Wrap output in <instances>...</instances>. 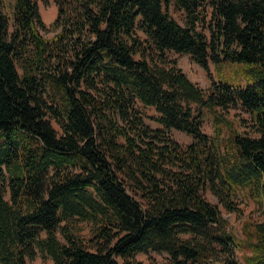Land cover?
<instances>
[{
	"label": "trees",
	"instance_id": "1",
	"mask_svg": "<svg viewBox=\"0 0 264 264\" xmlns=\"http://www.w3.org/2000/svg\"><path fill=\"white\" fill-rule=\"evenodd\" d=\"M53 2L46 38L37 0L10 15L0 0V264H144L134 256L149 251L169 257L152 264H264V0ZM166 50L190 55L209 89ZM206 191L230 212L245 193L261 219L235 235ZM72 222L92 226L89 241Z\"/></svg>",
	"mask_w": 264,
	"mask_h": 264
},
{
	"label": "rangeland",
	"instance_id": "2",
	"mask_svg": "<svg viewBox=\"0 0 264 264\" xmlns=\"http://www.w3.org/2000/svg\"><path fill=\"white\" fill-rule=\"evenodd\" d=\"M12 1L13 0H3V10L7 15L11 14L12 9ZM41 17L46 24V29L42 30V34L46 38H50L55 34V30H53L50 26V23L55 18L56 15V7L53 0H47V2H43L42 0H37ZM166 12L174 18L178 23L184 25L183 15L180 11L176 10L173 5H170L165 9ZM138 35L142 38L145 35L141 31H137ZM166 56L169 60H175L177 66L187 75V77L199 86L204 91H207L211 86V78L209 74L201 68L197 63H195L190 55L187 54H178L172 50H166ZM210 71L213 77L214 68L213 65L210 64ZM139 110L143 114V118L145 123H147L151 128H160L163 127L156 123L153 118L155 117L154 109L151 107H143L138 105ZM224 115L231 120L234 121L237 128L245 134H249L251 136H255V132L252 126V121L250 119L249 114L241 108H229L226 111H223ZM212 115L209 113H204L202 120V130L204 133L211 135L212 133ZM166 133H168L171 137L177 140L181 145H186L190 143L193 138L190 135H187L183 132L177 131L175 129H167ZM6 199L9 197V193L5 194ZM204 197L212 204L218 206V209L226 222L227 229L233 232L235 235L239 237H243V231L245 227H247L248 223H256L261 219V213L258 206L250 200L245 193L240 192L237 198V204L239 207L238 212H230L226 210L222 205H220L215 196H213L209 191L204 193ZM71 226L76 229V234L79 238H82L84 241L88 240L92 237V226L87 222H72ZM57 237L61 242H64V238L62 234L58 231ZM249 253V251L247 252ZM235 258L242 262V252L235 251ZM134 258L144 264H152V263H167L169 261V257L164 252H156L149 251L147 254L145 253H137ZM28 264H52L50 259H44L37 256L32 261H28ZM216 264H223L222 262H217Z\"/></svg>",
	"mask_w": 264,
	"mask_h": 264
}]
</instances>
